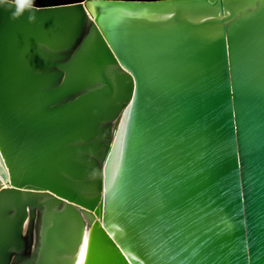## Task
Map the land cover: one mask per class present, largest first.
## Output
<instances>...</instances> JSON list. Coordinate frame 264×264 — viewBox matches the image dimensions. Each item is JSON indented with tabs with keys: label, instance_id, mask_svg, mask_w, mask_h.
Here are the masks:
<instances>
[{
	"label": "water",
	"instance_id": "95a60500",
	"mask_svg": "<svg viewBox=\"0 0 264 264\" xmlns=\"http://www.w3.org/2000/svg\"><path fill=\"white\" fill-rule=\"evenodd\" d=\"M84 1L0 10V264H264V0Z\"/></svg>",
	"mask_w": 264,
	"mask_h": 264
},
{
	"label": "bare ground",
	"instance_id": "6f19581e",
	"mask_svg": "<svg viewBox=\"0 0 264 264\" xmlns=\"http://www.w3.org/2000/svg\"><path fill=\"white\" fill-rule=\"evenodd\" d=\"M258 1V0H257ZM85 8L87 13L92 17V19H96V15H97V9H96V4L94 2V0H85L84 2ZM243 7V6H242ZM115 13V12H114ZM116 13H120L119 11H117ZM127 13V12H126ZM130 13V12H128ZM108 15H113V14H108ZM138 15L140 20H144V21H158V20H162L165 17H168L169 14H161V13H152L150 12H146V11H142ZM221 14L218 13V16H220ZM191 19H195L198 20L200 18H192ZM127 113V112H126ZM126 116L123 117L121 124L119 125L118 130L116 131V136H115V141L112 145V150H111V154L108 158V162L106 163V179H105V184L108 183V186L105 185V189H104V198H105V207H104V211H103V218H102V222L104 224V226L106 227L107 231L110 233L111 236L114 237V239L117 241L118 244H120V230H118L117 228H115L112 225V221H111V201H112V197H113V192L116 188V176L118 174V169H119V163H120V159L122 156V149H123V142H124V137H125V129H126ZM125 254L130 258L129 254L126 253V251L124 250ZM82 253V252H81ZM82 259V254H80V257L77 261V264L81 263Z\"/></svg>",
	"mask_w": 264,
	"mask_h": 264
},
{
	"label": "clouds",
	"instance_id": "9594fccd",
	"mask_svg": "<svg viewBox=\"0 0 264 264\" xmlns=\"http://www.w3.org/2000/svg\"><path fill=\"white\" fill-rule=\"evenodd\" d=\"M37 7L36 0H0V10L7 11L14 20L28 13L29 21L34 22Z\"/></svg>",
	"mask_w": 264,
	"mask_h": 264
},
{
	"label": "flooded vegetation",
	"instance_id": "af4514ba",
	"mask_svg": "<svg viewBox=\"0 0 264 264\" xmlns=\"http://www.w3.org/2000/svg\"><path fill=\"white\" fill-rule=\"evenodd\" d=\"M68 1H77V0H36V5L37 6H50V5L65 3Z\"/></svg>",
	"mask_w": 264,
	"mask_h": 264
},
{
	"label": "snow or ice",
	"instance_id": "6c2138e0",
	"mask_svg": "<svg viewBox=\"0 0 264 264\" xmlns=\"http://www.w3.org/2000/svg\"><path fill=\"white\" fill-rule=\"evenodd\" d=\"M0 178L7 179V175L3 172H0Z\"/></svg>",
	"mask_w": 264,
	"mask_h": 264
}]
</instances>
